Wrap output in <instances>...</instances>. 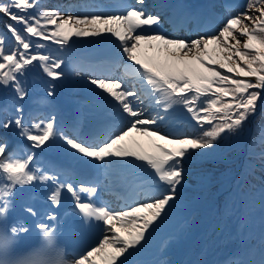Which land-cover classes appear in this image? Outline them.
Returning a JSON list of instances; mask_svg holds the SVG:
<instances>
[{
    "label": "snow or ice",
    "instance_id": "6c2138e0",
    "mask_svg": "<svg viewBox=\"0 0 264 264\" xmlns=\"http://www.w3.org/2000/svg\"><path fill=\"white\" fill-rule=\"evenodd\" d=\"M0 15L15 22L5 25L14 38V47L6 49V36L0 34V85H12L21 100L27 92L20 78L34 61L47 77L57 80L64 76V61L42 54L39 50L45 45L40 41H51L64 48L73 37L115 38L122 49L121 55L132 62L128 67L136 82L129 87L106 75L89 77L90 84L99 90L98 95L115 109L122 125L98 143L69 138L55 128L54 117L27 122L23 105H17L14 114L6 111L0 115V127L17 131L30 142V148L19 146L12 152H8L7 140L0 142V233L5 234L0 235V248L30 231L21 222L9 226L6 220L9 197L15 194L16 187L51 181L54 186L48 199L58 206L62 190H66L82 217L78 225L81 231L99 227L92 221L103 222L104 239L86 254L74 258V264H117L118 261L132 264L130 258L138 251L136 246L141 245L145 234H151L149 229L155 230L156 222L173 207L177 186L183 180L185 158L206 155L195 150L210 149L222 134L235 133L255 111L261 93L250 90L264 89V0H248L246 10L227 18L222 28L194 38L162 32L160 14L149 12L145 0H135L119 11L66 16L59 10L43 9L39 0H0ZM217 66L226 72L222 73ZM246 78H254V82ZM47 94L54 95L53 89ZM144 95L158 97L153 107L155 115L145 116ZM173 105H183L195 121L198 135L170 138L161 134L158 127H152L165 118ZM45 146L75 150L79 160L105 172L113 167H126L131 160L138 169H150L154 182L142 193L144 199L135 205H125L119 210L98 205L91 201L96 186L61 182L57 174H49L42 168L32 149L42 150ZM80 193H87L89 201L82 202ZM26 211L37 215L32 208ZM48 219L55 222L56 216L48 214ZM36 226L48 247L56 252L57 260H62L63 252L55 249L53 226L43 220H38ZM261 244L264 245V238ZM254 264H264V251Z\"/></svg>",
    "mask_w": 264,
    "mask_h": 264
},
{
    "label": "rangeland",
    "instance_id": "374dc122",
    "mask_svg": "<svg viewBox=\"0 0 264 264\" xmlns=\"http://www.w3.org/2000/svg\"><path fill=\"white\" fill-rule=\"evenodd\" d=\"M89 1L92 2L91 6L101 4L99 11L93 8H88L85 11L74 7L76 4L73 2L76 0H39V3L43 9L59 10L65 16L119 11L125 5L135 3V0ZM247 3L248 0H201L199 3H196V0H190V2L184 0H145L149 12L160 14L162 18L160 30L162 32L170 36H192L193 38L203 35L205 31L213 32L222 28L227 18L245 11ZM106 6L109 7V10L106 9ZM256 14L259 15V13ZM6 23L14 24L15 22L0 15V34L6 36L5 47L7 49L14 47L15 41L8 33L5 27ZM76 40L80 47L86 48L89 45L97 46L103 42H114L115 38L111 40L99 37L76 38ZM241 40L243 41V38ZM40 43L45 45L43 49L39 50L42 54L50 55L52 59L60 58L66 61L69 59L70 64L62 68L64 76L53 80L47 77L43 69L38 66V62L34 61L33 65L29 66L25 76L20 78L27 92L22 100L15 93L12 85L7 87L0 85V115L6 111H11L14 114L15 107L23 105L24 118L29 123L40 120L46 121L54 117L56 120L55 128L69 138L89 143L102 142L116 127L122 126L119 117L115 109L112 108L108 113L111 117L110 123H113L112 127L106 129L102 137L93 141L80 140L78 127L81 126L85 105L88 104L84 103L88 99L85 95L82 96L81 92L95 95L101 101L103 97L98 95L99 90L95 89L89 80L90 76L95 78L98 75L118 79L132 87L136 83L130 75L128 67L132 62L127 61V58L121 55L122 49L118 47V41L114 42L113 47L117 51L119 61L113 64L104 59L100 62L84 63L71 56L72 51L69 52V50H65L51 41H40ZM65 69L66 71H64ZM218 70L222 73L226 72L224 69L218 68ZM71 75L75 78L78 77L74 79ZM246 79L254 82V78ZM136 86L139 87L138 84ZM50 88L54 91L52 96L47 94ZM250 91H259L261 95L256 102L255 111L248 116L241 128L235 133L222 134L210 149L195 150L197 153H207L206 155H193L191 158H185L182 165L183 180L181 185L177 186V196L174 201L181 204L182 208L173 206L166 216L162 215L156 222L158 227L154 225L155 230L149 229L151 234H145L146 239L141 241V245L136 246L138 251L134 255L139 257V264H143L145 261L148 264H189L192 256L183 254L188 242L194 243V246L204 242L202 251L205 249L209 251L212 247L217 246L218 252L225 253L226 256L227 254L231 255L228 253L229 244L226 242H236L237 231L240 232L243 241L258 242L261 237H264V232L260 233L256 228L257 226H264V89H251ZM56 98H60L62 101L63 109L61 107L55 108L52 100ZM157 99L158 97L142 96V106L146 109L145 116L156 114L153 107ZM65 106H70L75 110L74 117L77 122L76 127L72 130L74 132L70 131L71 129L67 130L65 121L68 119L63 117ZM176 106L173 105L172 108L168 109L165 118L152 127H158L161 134H168L170 138H175L178 135H198L199 133L195 130V121L191 119L190 114L187 113L183 105H180L179 111L173 112L172 110ZM117 123L118 125H116ZM205 127L209 126L205 125ZM132 135L135 136V133ZM136 138L140 139L139 137ZM4 140L8 141V152L17 150L19 146L30 148V142L20 137L17 131L0 127V142ZM49 150L54 152L52 155L70 162L78 159L74 155L75 150ZM49 158L51 159V157ZM38 159L42 168L46 172L52 171L53 174H57V179L61 182H72L74 186L80 184L96 186L97 192L93 194L91 201L112 209L119 210L125 205H135L144 199L142 193L148 188L138 189V194L130 197L131 191L135 187L133 183L138 186L152 184L144 180L141 181L138 176L134 177L133 175L130 181H124L125 176L138 172L129 170L131 166H134L131 160H129L128 166L113 167L107 172L87 163L93 172L91 171L87 178L82 180L73 177L72 173L66 175L60 169L51 167L48 161L44 162L43 159ZM104 189L109 190L105 192ZM113 192L119 197L116 201L110 199V194ZM30 194L33 196V192ZM127 197L130 198V202ZM81 200H89V195L87 193L81 194ZM200 227L209 231L206 232V236H193L189 239L196 230H200ZM161 229L167 233L162 234ZM226 230L228 232H223ZM247 233L253 236L248 239ZM101 235L103 237L100 240L104 239L103 229ZM156 237H161L158 245L156 244ZM98 244L99 242L89 246L84 251L71 254L69 258H79L80 254H86ZM157 247L165 252V257L158 258V260L154 256V250ZM222 248L223 250H221ZM147 249H151V251ZM244 253L250 259L251 255L247 252ZM230 259L234 260L232 255L228 256L227 260ZM226 261L224 262L226 263Z\"/></svg>",
    "mask_w": 264,
    "mask_h": 264
},
{
    "label": "bare ground",
    "instance_id": "6f19581e",
    "mask_svg": "<svg viewBox=\"0 0 264 264\" xmlns=\"http://www.w3.org/2000/svg\"><path fill=\"white\" fill-rule=\"evenodd\" d=\"M84 1H86V2H84ZM74 4H76V6H74V7H78L79 9H81V10H88V7H90V6H88V5H90V4H92L90 1H88V0H76V2H73ZM67 5V4H66ZM115 42V41H114ZM104 43V42H103ZM89 46H93V45H89ZM86 47H88V46H86ZM64 49L65 50H71L70 48H68L67 46L66 47H64ZM70 64V61H69V59L67 60V64L65 65V67H67L68 65ZM64 71H66V69L64 70ZM226 71V70H225ZM71 76H73V75H71ZM78 77V76H77ZM76 77V78H77ZM73 78L74 79H76L74 76H73ZM81 94H85V92H81ZM101 99V98H100ZM104 99V98H103ZM103 99H101V101L103 100ZM61 104V103H60ZM181 109V106L180 105H177L172 111L174 112H177V111H179ZM109 110H110V108H109ZM66 114L68 115V113L66 112ZM76 119L73 121V120H66L65 121V123H66V127H67V130H70V131H72L75 127H76ZM112 122L109 124V125H105L104 126V128L103 129H108L109 127H112ZM72 132H74V131H72ZM141 139V138H140ZM54 153V152H53ZM38 158V157H37ZM132 175L135 177V176H140V175H138V173H132L131 175H130V178L132 177ZM140 180H142V179H144L145 177H141L140 176ZM148 181H151V182H154V178H153V180H149V179H147ZM128 181H130V179L128 180ZM51 183V182H50ZM52 184V183H51ZM44 189H45V186L43 185V184H35V185H25V186H23V187H21V186H17L16 187V189L14 190V195L13 196H11V197H9V201H10V206H9V209L8 210H10V211H13L14 210V207L15 206H25L27 203H31L33 206H35V204L37 203V202H39V201H42V199L38 196V193L39 192H43L44 191ZM31 192H33V196L30 194ZM81 194H83V193H80V195ZM177 203V202H176ZM178 206L180 207V208H182V205L181 204H178ZM194 208H198V207H195V206H193ZM18 222V221H17ZM258 227V226H257ZM256 227V228H257ZM103 228V227H102ZM102 228H101V230H100V232H99V236L97 237V239L95 240V241H93V243L92 244H94V243H96V242H99L100 241V239L103 237L102 235H101V231H102ZM263 228H264V226H263ZM196 229V228H195ZM156 230L157 231H159V229L158 228H156ZM162 230V234H165V233H167V232H165L163 229H161ZM208 230H206L205 228H201L200 227V230H196V232H195V234L194 235H191L190 237H189V239H191V238H193V236L194 237H205L206 236V232H207ZM209 232V231H208ZM223 232H228L227 230L226 231H223ZM263 232H264V230H263ZM238 235H241L240 234V232L238 233ZM247 235V238L249 239L250 237H252L253 235H250V234H246ZM237 238H238V236H236ZM240 237H242V236H240ZM160 241H161V237H156V244L158 245V244H160ZM244 242H248V241H244ZM226 243H228V244H230L231 242H226ZM92 244H90V245H92ZM251 244H252V246L249 248V250L251 249L252 251H254L255 252V254H259V253H262V251H264V245H262V244H259L258 242L256 243V244H253V242H251ZM222 246H223V244H221ZM255 246V247H254ZM217 246H215V247H212L211 249H210V251L213 249V248H216ZM190 248H191V244L188 242V244L185 246V251H184V253H186V252H188V250H190ZM148 251H151V249H147ZM221 250H223V248L221 249ZM130 252L131 251H133V249H130L129 250ZM156 251H158V247L154 250V256H155V252ZM210 251H209V253H210ZM217 252H216V260L215 261H219V262H223V261H226V259H227V256L225 255V253H221V252H218L219 250H216ZM207 252H208V249H205V250H203V252L201 253V255H199L196 259H195V262H197L198 260H199V258H203L206 254H207ZM241 252V251H240ZM162 253H163V255H164V250H162ZM183 253V254H184ZM243 253L244 252H242L241 253V257H242V255H243ZM125 255H127V253L125 254ZM158 257L159 256H156V259L158 260ZM235 257V256H234ZM247 257V256H246ZM138 259H139V257H138ZM157 260H155V261H157ZM139 260H136V261H134V263L133 264H139V262H138ZM193 263V261L192 262H190L189 264H192ZM117 264H119V262H117ZM143 264H148L146 261L143 263ZM193 264H195V263H193Z\"/></svg>",
    "mask_w": 264,
    "mask_h": 264
},
{
    "label": "clouds",
    "instance_id": "9594fccd",
    "mask_svg": "<svg viewBox=\"0 0 264 264\" xmlns=\"http://www.w3.org/2000/svg\"><path fill=\"white\" fill-rule=\"evenodd\" d=\"M8 232L11 233V228L8 229ZM0 235L5 234L0 233ZM17 242L6 244L4 248H0V264H74V260L68 257L67 250L59 244L57 238L55 249L63 252V258L59 261L56 258V252L48 247L43 234L40 236V243L24 253L14 251V245Z\"/></svg>",
    "mask_w": 264,
    "mask_h": 264
},
{
    "label": "trees",
    "instance_id": "16d2710c",
    "mask_svg": "<svg viewBox=\"0 0 264 264\" xmlns=\"http://www.w3.org/2000/svg\"><path fill=\"white\" fill-rule=\"evenodd\" d=\"M91 2V1H90ZM87 3V2H86ZM92 3V2H91ZM92 4H90V5H88V6H90V7H88V8H93L94 10H98V8L94 5V6H91ZM87 11V10H86Z\"/></svg>",
    "mask_w": 264,
    "mask_h": 264
},
{
    "label": "water",
    "instance_id": "95a60500",
    "mask_svg": "<svg viewBox=\"0 0 264 264\" xmlns=\"http://www.w3.org/2000/svg\"><path fill=\"white\" fill-rule=\"evenodd\" d=\"M261 255V253H259Z\"/></svg>",
    "mask_w": 264,
    "mask_h": 264
}]
</instances>
